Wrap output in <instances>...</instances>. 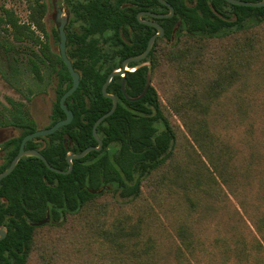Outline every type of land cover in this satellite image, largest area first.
<instances>
[{"label": "trees", "instance_id": "trees-1", "mask_svg": "<svg viewBox=\"0 0 264 264\" xmlns=\"http://www.w3.org/2000/svg\"><path fill=\"white\" fill-rule=\"evenodd\" d=\"M166 1L173 7V15L154 18L161 23L163 35L155 39L145 59L130 62L128 66L132 70L125 71L128 96H137L144 87L148 71L147 64H142L144 61L151 63L153 73L159 41L168 44L175 40L166 56L170 62L176 61V66L186 76L193 73V57L196 54L194 49L178 48L176 39L184 35L220 37L243 30L249 23L258 25L264 21V5H237L226 0ZM27 8V21L21 22L11 9L3 7L0 26L10 32L15 41H30L38 47L41 58L37 55V61L30 59L31 70L37 78L41 77L39 63L44 60L53 68L56 64L60 65L50 126L65 117L59 99L71 86L72 77L60 55L51 53L49 44L41 38L46 34L44 1L28 0ZM142 9L162 13L169 11L168 6L158 0H85L73 5L74 19L81 20L79 31H74L69 25L65 27L66 54L80 76L78 87L65 101L73 112V118L55 132L35 137L25 144L26 148H34L35 144L40 143L36 140L50 139L40 152L53 167L67 170V152L79 153L88 146L98 145L92 126L112 106V99L102 93V84L108 73L120 66L123 59L140 54L155 31L137 20L136 13ZM53 35L58 40L57 29H53ZM226 70V73H220L209 82L202 99L187 95L185 101L199 116L202 115V122L190 129L191 134L206 153L211 168L231 193L234 192L231 189L234 174L229 170L231 158H224V152L215 149L216 139L208 132L204 120L208 114V104L215 102L225 86L232 83V73ZM121 82V75L113 76L106 88L108 93L116 96L117 106L97 125V136L102 141L100 150H91L81 158L72 159L73 166L68 173L49 169L39 157L23 156L14 169L0 180V226H5L7 230L0 240V264H25L33 231L40 226L31 222L43 219L47 212L52 222L60 221L65 214L77 213L96 197L109 191L115 194L119 203H129L140 195L143 181L171 156L175 132L162 108L156 88L150 82L141 99L129 101L123 95ZM10 122L21 132L2 145L4 159L0 163V172L8 167L16 155L22 137L37 129L36 123L22 114ZM206 138H209L208 144L203 143ZM263 156L259 154L260 159ZM242 198L245 199V196ZM244 199H239L238 204L249 221H245L242 227L250 237L232 224L228 225L230 228L225 233L218 229L211 246L214 254L218 253L223 260L220 264L226 261L229 264H249L250 259L255 257H260L261 264H264V209L252 212ZM237 214L244 223L238 210ZM178 235L184 249L195 251V243H199L186 226H180ZM253 264L260 262L253 261Z\"/></svg>", "mask_w": 264, "mask_h": 264}, {"label": "rangeland", "instance_id": "rangeland-1", "mask_svg": "<svg viewBox=\"0 0 264 264\" xmlns=\"http://www.w3.org/2000/svg\"><path fill=\"white\" fill-rule=\"evenodd\" d=\"M43 1L46 34L41 38L57 54L53 2L60 5L63 0ZM27 4L28 0H0V15L3 7L9 8L26 22ZM66 18V26L80 30L81 20H75L73 13ZM176 42L180 49H194L193 73L185 76L176 61L167 59L175 40L168 44L161 40L151 76L175 132L171 156L143 181L135 200L119 203L109 191L77 213L35 228L25 264H220L223 260L211 246L218 229L225 233L232 224L250 237L243 230L242 224L249 221L238 201L245 196L250 211L264 209V156L259 158L264 155V21L220 37L184 35ZM37 55L41 58L37 46L15 41L0 26V143L20 134L21 129L10 122L18 115L33 120L37 128L50 121L59 65L51 70L44 60L37 78L30 67V59L37 61ZM226 69L232 73V83L208 104L204 120L216 139L215 149L231 158V193L192 136L190 129L202 122V115L185 101L187 95L202 99L209 82ZM203 143L208 144L209 138ZM2 156L0 151V163ZM180 226H186L199 243L195 251L183 248ZM253 261L262 263L260 257L251 258L249 264Z\"/></svg>", "mask_w": 264, "mask_h": 264}, {"label": "water", "instance_id": "water-1", "mask_svg": "<svg viewBox=\"0 0 264 264\" xmlns=\"http://www.w3.org/2000/svg\"><path fill=\"white\" fill-rule=\"evenodd\" d=\"M158 1L160 3L168 6L169 11L167 13H156V12H152V11H149V10H141V11L137 12V15H136L139 22L147 24V25H150V26H153V27L156 28V32H154L149 37L145 49L138 55L127 57V58L123 59L120 66L114 67L108 73L104 83L102 84V87H101L102 93H103V95L105 97H109V98L112 99V106L106 113H104L103 115L98 117L96 119V121L94 122L93 126H92V133H93V136L95 137L98 145L97 146H88V147H86L85 149H83L79 153H73V152H70V151L67 152V154H66V160L68 162L67 170H61V169H58V168L53 167L52 165H50L47 162V160L45 159V157L40 153L39 150L30 149V148L26 149L25 148V144H26L27 141L33 140L35 137H38V136H45V135L51 134V133L55 132L56 130H58L63 125H66V124L70 123L72 118H73V112H72L71 109H69L67 107L65 101H66V98L69 95H71L73 93V91L78 87L80 76H79L78 71H76L73 68L71 60L66 55V51L65 50H66V39H67V36H66L65 26H66V23H67V18H66V16L62 15V11H59V13L57 15V19H58L57 31H58V37H59V45H58L59 53H60L61 59L65 63V65H66V67H67V69H68V71H69V73L71 74V77H72L71 86L62 94V96L59 99L60 106L63 109V111L65 112V117L60 119V120H58V121H56L55 123H53L49 127L38 128V129H36V130H34V131L30 132V133L25 134L22 137V139H21L18 152L12 158V160H11L10 164L8 165V167H6L3 171L0 172V180L3 177H5L6 175H8L14 169V167L16 166L18 160L21 157H23V156H36V157H39V158H41L44 161L45 165L49 169H51V170H53V171H55L57 173H68V172H70V170L72 169V166H73L72 159L81 158V157L85 156L91 150H100L101 149L102 141L97 136V132H96L97 125L104 118H106L107 116L112 114L113 111L115 110L116 106H117V98H116V96L111 94V93H108L106 91V88H107L109 82L111 81L112 77L116 76V75H121L122 76L121 90H122L123 95L125 96V98L127 100H129V101H135V100L141 99L146 94V92H147V90L149 88V85H150V82H151V76H152V68H151V63L150 62L144 63V64H147L148 71H147L144 87H143L142 91L137 96L131 97V96H128L126 94V91H125V76L124 75H125V71L126 70H131L129 68L128 64L130 62H137V61H142L143 59H145L147 57L149 51L151 50L155 39L157 37L162 36L163 33H164L163 27L160 24H158L156 21L144 20V19L141 18V16L143 14H146V15H149V16L154 17V18H162V17H170L174 13L173 7L166 0H158ZM226 1H228L229 3H232V4L246 5V6H262V5H264V0H260V1H256V2L246 1V0H226ZM45 221H46V218H44L43 220L38 221V222H33L32 225H40V224L44 223ZM6 231L7 230H6L5 226H0V240L6 235Z\"/></svg>", "mask_w": 264, "mask_h": 264}, {"label": "flooded vegetation", "instance_id": "flooded-vegetation-1", "mask_svg": "<svg viewBox=\"0 0 264 264\" xmlns=\"http://www.w3.org/2000/svg\"><path fill=\"white\" fill-rule=\"evenodd\" d=\"M79 2H82V3H84L85 2V0H79V1H77L75 4H79ZM53 5H54V8H55V10H56V13H55V21L57 22V26H58V19H57V15H58V13H59V11H62V15L64 14V12H65V16H67V15H70V13H72V8H73V3L72 2H70V0H63V2H61V4L60 5H58L55 1L53 2ZM142 10H146V9H142ZM139 11H141V10H138L137 12H139ZM150 11V10H149ZM152 12H154V11H152ZM156 13H162V12H156ZM136 15H137V13H136ZM75 17V16H74ZM136 18H137V16H136ZM141 18L142 19H144V20H150V21H155L154 20V17H151V16H149V15H146V14H143L142 16H141ZM138 20V19H137ZM158 24H160L161 25V23H159L158 21H156ZM141 23V22H140ZM147 25V24H146ZM150 26V25H149ZM162 26V25H161ZM66 27V26H65ZM152 28H154L155 29V31L154 32H156V28L155 27H153V26H151ZM58 45H59V37H58ZM66 44H67V39H66ZM66 51V50H65ZM57 54H59L60 55V53H59V47H58V53ZM67 55V54H66ZM61 57V56H60ZM68 57V56H67ZM69 58V57H68ZM70 59V58H69ZM71 60V59H70ZM146 62H148V61H144L142 64H144V63H146ZM145 65V64H144ZM48 66L50 67V69L51 70H53V67L48 63ZM59 68H60V65H59ZM59 68H57V72H58V70H59ZM56 72V73H57ZM58 80V79H57ZM56 87H57V84H56ZM56 90V89H55ZM49 124V123H48ZM48 124H47V126H45V127H49L48 126ZM51 126V125H50ZM45 127H43V128H45ZM38 129V128H37ZM8 140V139H7ZM7 140H5V141H3L2 143H0V151L3 153V159H4V149H3V147H2V145L7 141ZM50 139H48V138H41V139H39V140H36V142H40L39 144H35L36 145V147H34V148H30V149H37V150H41V148H43L44 146H45V144H46V142H48ZM21 142V141H20ZM20 145V144H19ZM26 148V147H25ZM19 149V148H18ZM26 149H29V148H26ZM18 152V151H17ZM41 153V152H40ZM44 218H46V221L44 222V223H47V222H49V221H51V219H50V216H49V214H48V212L45 214V216H44ZM43 218V219H44ZM43 219H41V220H43ZM41 220H39V221H41ZM38 222V221H37ZM58 222V221H57ZM33 222H31V224H32ZM44 223H42V224H44ZM42 224H40V225H42Z\"/></svg>", "mask_w": 264, "mask_h": 264}]
</instances>
